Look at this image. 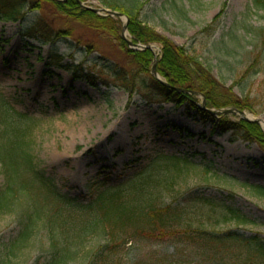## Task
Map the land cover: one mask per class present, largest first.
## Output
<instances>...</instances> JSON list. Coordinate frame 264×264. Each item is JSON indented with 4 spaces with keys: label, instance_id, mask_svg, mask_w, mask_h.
Wrapping results in <instances>:
<instances>
[{
    "label": "rangeland",
    "instance_id": "rangeland-1",
    "mask_svg": "<svg viewBox=\"0 0 264 264\" xmlns=\"http://www.w3.org/2000/svg\"><path fill=\"white\" fill-rule=\"evenodd\" d=\"M139 1L144 3L142 16L148 28L194 54L234 99L246 105L241 110L208 109L219 112L214 117L254 123L264 132V36L259 33L264 30V12L252 9L249 0ZM80 5L98 11L93 13L99 17L117 20L119 37L131 43H127L129 50L151 52L149 74L161 80L156 73L162 56L160 44L133 43L127 30L129 19L102 12L107 9L99 0H83ZM34 17L29 14L17 23L0 21V122L6 113L15 125L26 129L39 167L61 193L87 204L94 184L102 190L103 186L124 183L158 156L186 158L190 166L185 168L183 181L187 186L223 202L248 221L246 225L236 224L222 218L216 209L203 207L195 210L192 227L237 229L264 240V195L255 190L264 191V152L257 145L233 139L232 133H221L215 125L200 123L186 115L183 107L147 104L112 85L94 88L62 68L49 66L50 54L57 52L64 57L63 64L74 62L87 69H93L92 61L99 55L131 67L117 43L77 24L72 25V31L74 39L82 42V50L73 48L71 41L52 45L30 40L28 45L21 31ZM62 25L58 20L54 23L55 28ZM88 45L91 47L86 48ZM93 49L96 53L90 55ZM193 96L198 106L205 101L199 93ZM224 110L235 113H220ZM239 111L243 118L252 119L243 120ZM204 167L209 169L206 174ZM14 219L12 213L0 215V252L2 243L16 234ZM97 241L90 238L85 247L92 248ZM35 250L30 245L7 264H31ZM171 251L168 244L131 243L123 251L120 264H151L150 254L156 259ZM70 264H84L83 254ZM188 264L240 263L229 258H198Z\"/></svg>",
    "mask_w": 264,
    "mask_h": 264
},
{
    "label": "trees",
    "instance_id": "trees-1",
    "mask_svg": "<svg viewBox=\"0 0 264 264\" xmlns=\"http://www.w3.org/2000/svg\"><path fill=\"white\" fill-rule=\"evenodd\" d=\"M82 1L0 0V21L23 22L29 14H34L31 23L21 31L27 44L30 40L52 45L71 41L73 48L82 50V42L74 39L73 24L101 33L118 44L130 68L103 55L92 61L93 69L74 62L63 64L64 57L57 52L50 54L48 65L62 68L75 80H83L94 88L112 85L129 97L139 96L147 104L170 103L183 107L186 115L200 123L215 125L221 133L230 132L233 139L255 144L264 152V132L256 124L234 123L226 118L217 120L197 106L193 95L173 90L178 88L203 95L206 109L235 107L241 110L246 107L212 77L194 54L147 27L142 16L144 3L139 0H99L107 10L129 19L127 30L133 43L161 45L162 56L157 62L156 73L168 86L149 74L153 62L151 52L129 50L127 43L119 37L118 21L83 9ZM249 4L252 9L264 12V0H249ZM56 20L63 24L62 27H54ZM259 33L264 36V30ZM93 53H96L95 49L89 52L90 55ZM11 120L4 113L0 122V172L3 178L0 215H14L16 234L2 243L1 263L15 260L32 245L36 253L30 258L31 264H70L80 254H83L84 264H120L128 244L148 243L168 244L172 249L171 254L156 259L150 254L151 264H188L198 258L215 261L229 258L240 264H264V240L258 235H247L237 229L210 231L200 226L192 227L195 210L203 207L216 209L222 218L236 224L246 225L248 221L223 202L206 198L194 187L187 186L183 181L185 168L190 166L186 158L155 157L124 183L109 188L103 186L102 190L100 186L92 185L88 192L89 202L82 204L76 197L56 188L39 167L26 129ZM208 171L203 168V174ZM255 190L264 195L261 188ZM94 237L98 240L96 246L86 248V241Z\"/></svg>",
    "mask_w": 264,
    "mask_h": 264
},
{
    "label": "water",
    "instance_id": "water-1",
    "mask_svg": "<svg viewBox=\"0 0 264 264\" xmlns=\"http://www.w3.org/2000/svg\"><path fill=\"white\" fill-rule=\"evenodd\" d=\"M53 1H56V0H53ZM93 12H95V13H97L98 11H95V10H92ZM102 12H105V13H107L108 15H110V16H112V17H118V18H120V17H123V15H121V14H119V13H117V12H112V11H109V10H101ZM126 29V27L124 28V30ZM127 43H128V45H130L131 46V43L130 42H128L127 41ZM152 74H153V76H155L156 74H155V69L153 68V70H152ZM155 78L159 81V82H161L164 86H168L166 83H164V82H162L159 78H157L156 76H155ZM173 90L174 91H176V92H178V93H182V94H191V95H195V93H193V92H187V91H185V90H181V89H178V88H173ZM200 108L202 109V110H204V111H206V112H208L210 115H212V116H215V115H217V114H219V112H214V111H212V110H208V109H206L205 108V101L203 100L202 101V105L200 106ZM220 113H222V114H231V113H235L233 110H224V111H221ZM238 114L242 117V119L243 120H246L245 118H243V112H238Z\"/></svg>",
    "mask_w": 264,
    "mask_h": 264
},
{
    "label": "bare ground",
    "instance_id": "bare-ground-1",
    "mask_svg": "<svg viewBox=\"0 0 264 264\" xmlns=\"http://www.w3.org/2000/svg\"><path fill=\"white\" fill-rule=\"evenodd\" d=\"M244 118H247V119H252V117H249V116H246V115L244 116Z\"/></svg>",
    "mask_w": 264,
    "mask_h": 264
}]
</instances>
